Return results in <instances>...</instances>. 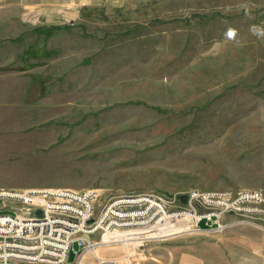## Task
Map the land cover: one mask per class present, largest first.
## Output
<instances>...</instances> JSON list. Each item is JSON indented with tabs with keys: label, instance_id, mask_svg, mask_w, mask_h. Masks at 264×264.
<instances>
[{
	"label": "rangeland",
	"instance_id": "374dc122",
	"mask_svg": "<svg viewBox=\"0 0 264 264\" xmlns=\"http://www.w3.org/2000/svg\"><path fill=\"white\" fill-rule=\"evenodd\" d=\"M254 25L264 27V0H0V187L93 190L95 210L145 194L164 214L206 211L192 193L264 188V37ZM164 222L146 227L130 264L161 239H206L201 253L264 264L252 226ZM113 245L95 250L114 257ZM68 246L70 261L79 246Z\"/></svg>",
	"mask_w": 264,
	"mask_h": 264
},
{
	"label": "built area",
	"instance_id": "2783aa9c",
	"mask_svg": "<svg viewBox=\"0 0 264 264\" xmlns=\"http://www.w3.org/2000/svg\"><path fill=\"white\" fill-rule=\"evenodd\" d=\"M139 196L146 199L127 201ZM194 197L207 206L202 213L196 209L188 211L196 220L195 226L205 218L206 222H222V229L216 230L243 224L264 231V188L242 190L233 197L229 192H197L191 194ZM0 198L9 201L0 210L24 211V218H9V212L0 211V264H116L115 257L97 254L95 248L107 243L123 247L135 236H145L142 238L145 241L149 238L146 227H159L157 217L164 214L149 217V210H157L153 207L157 201L145 194L116 198L97 210L93 190L0 187ZM136 208L146 211L141 218L144 222L126 223L136 221L130 214ZM37 213L55 216V225L38 221ZM94 216H103V224L95 225ZM122 231L125 232L122 237H103ZM61 237L71 238V245L77 241L79 249H73V260H68L71 246H62ZM6 246H15V253H6ZM122 254L133 257L124 250Z\"/></svg>",
	"mask_w": 264,
	"mask_h": 264
},
{
	"label": "crops",
	"instance_id": "0c3cea01",
	"mask_svg": "<svg viewBox=\"0 0 264 264\" xmlns=\"http://www.w3.org/2000/svg\"><path fill=\"white\" fill-rule=\"evenodd\" d=\"M261 233L262 236H264L263 231H261ZM170 240L172 241H165L164 239H161L157 241L158 243L151 244L147 249L148 254L145 255L144 260H142L140 264H247L246 258L248 254H243L242 257H239L235 255H210L201 253L200 247L204 246V243L201 242H206V239L198 240L195 243H186L188 241L184 242L181 239ZM209 241L213 242L215 239H209ZM128 243L125 244V246L127 245L128 247L131 245L130 248L133 249V252L131 253L132 256L136 254L137 246L144 245V241L142 240H135ZM135 243L137 245H133ZM113 246H116V250L112 253V255H115L114 257L117 259L116 264H130L129 257L128 260L125 261L119 259L120 256L124 255L122 254V250H124L123 247L118 244ZM258 248L259 246H256L252 249L256 250ZM120 249L121 252L118 254Z\"/></svg>",
	"mask_w": 264,
	"mask_h": 264
},
{
	"label": "bare ground",
	"instance_id": "6f19581e",
	"mask_svg": "<svg viewBox=\"0 0 264 264\" xmlns=\"http://www.w3.org/2000/svg\"><path fill=\"white\" fill-rule=\"evenodd\" d=\"M144 199H146L145 196H143V197L139 196V197H133L132 199H128L127 201L137 202V201L144 200ZM158 207H159V209H157L154 212H152V214H149V217H155L157 215V213H159L160 211H163L165 213V209L162 207V205L160 203L158 204ZM145 212L146 211H141L139 208L134 209L132 212H130V214L133 215V218L136 221H133V222L129 221V222H126V223L129 224V223H142V222H144V220H141V218L144 217L143 213H145ZM170 215H175V216L189 215L190 219H192V223L193 224L190 225V226H185V228L181 229L180 231H183V230H188L189 231V230H192V229L195 230V221H196L195 218L193 219V215L188 213V211H182V210L178 211V212H176L174 214H163V215L157 217V220H159L158 222H160V226H163V224L165 223L164 221H166V218L168 216H170ZM9 218H24V211L14 210V211H12L9 214ZM227 219H229V218H227ZM37 220L38 221H47L48 225H55V218H53L52 216H47V213H37ZM97 222H98V224H99V222L102 223L103 222V216L99 217L97 219ZM97 222H96V224H97ZM217 224H218V226H216V229H222V223H217ZM176 232L174 231L172 233H176ZM129 233H133V232H129ZM172 233H169V234H172ZM124 234L125 233H122L119 237H122ZM165 235H168V234L165 233ZM61 244H62V246H68L69 237H61ZM99 246H97V247H99ZM94 251H95V253L99 254L96 250H94ZM6 253H15V246H12V250L9 251V252L6 250ZM123 258H124V261L128 260V257H125L124 255H123Z\"/></svg>",
	"mask_w": 264,
	"mask_h": 264
},
{
	"label": "clouds",
	"instance_id": "9594fccd",
	"mask_svg": "<svg viewBox=\"0 0 264 264\" xmlns=\"http://www.w3.org/2000/svg\"><path fill=\"white\" fill-rule=\"evenodd\" d=\"M250 31L252 32L253 35L257 36L258 38L264 37V27H260V26H252ZM226 35L228 37H234L235 36V30L234 29H229L226 32Z\"/></svg>",
	"mask_w": 264,
	"mask_h": 264
}]
</instances>
